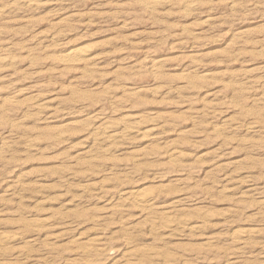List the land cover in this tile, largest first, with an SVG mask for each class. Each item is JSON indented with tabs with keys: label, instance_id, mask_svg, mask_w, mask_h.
I'll return each mask as SVG.
<instances>
[{
	"label": "rangeland",
	"instance_id": "rangeland-1",
	"mask_svg": "<svg viewBox=\"0 0 264 264\" xmlns=\"http://www.w3.org/2000/svg\"><path fill=\"white\" fill-rule=\"evenodd\" d=\"M0 58V264H264V0H0Z\"/></svg>",
	"mask_w": 264,
	"mask_h": 264
},
{
	"label": "bare ground",
	"instance_id": "bare-ground-1",
	"mask_svg": "<svg viewBox=\"0 0 264 264\" xmlns=\"http://www.w3.org/2000/svg\"><path fill=\"white\" fill-rule=\"evenodd\" d=\"M33 2H36V0H30V3L33 4ZM29 4V3H28ZM86 51V50H85ZM84 52L81 51V49H74L72 51H70L66 56H65V59H64V62L67 63V64H72V65H81V64H84L85 66H90L91 65V62L89 61V59H85L83 56ZM64 58V57H63ZM91 59V58H90ZM1 61H4V59L0 58V62ZM93 63V62H92ZM98 63V62H97ZM133 124H126L125 126H123L122 128H114L112 126H108L107 124H101L98 128L96 127L95 129H97L98 131V136L101 137V139L103 140H111V139H118V138H123V136L126 134V133H129V132H132L135 127L132 126ZM146 125V124H144ZM138 126V125H137ZM138 128V127H137ZM143 128V127H142ZM133 129V130H132ZM132 130V131H131ZM152 131H155L154 129H150L148 130V133H151ZM94 133V132H93ZM96 138V137H95ZM91 150V149H90ZM91 152V151H90ZM174 155V154H173ZM176 160V159H175ZM178 161V160H177ZM95 189V188H94ZM244 192V191H243ZM125 197V201L127 203V205H133V206H136L140 209H142L144 212H147L146 214V217H148L149 221L152 223V225H155V221H153L151 218V213H149L151 211V208H153L154 206V198L148 196V195H145V194H142V193H131V194H126L124 195ZM113 198V197H112ZM179 200V199H178ZM181 201V200H180ZM179 201V202H180ZM119 203V202H118ZM125 206V205H124ZM128 207V206H127ZM131 207V206H130ZM120 208V207H119ZM163 220H167L166 221V227L167 229L166 230H169V232H173L174 228H181L183 229L182 227H191V222L189 220H183V219H176V218H173V217H162ZM199 219V218H198ZM192 221V220H191ZM49 223V222H48ZM122 223V222H121ZM139 223V222H138ZM199 223L202 224V222H196L195 225L193 226V228L195 229H198L200 228L202 225H200ZM125 225V224H124ZM165 226V225H164ZM152 227V226H151ZM186 227V228H187ZM50 228V227H49ZM127 228V227H126ZM185 229V228H184ZM157 230V229H156ZM178 231V230H177ZM165 232V231H164ZM258 234V231L256 229H253V228H246V229H243V230H239L236 234L234 232V235H235V240L237 243L240 244L241 246V249H244L250 242L251 239H253L255 236H257ZM7 237L5 235H0V250L2 248V245H4V243L7 241ZM15 240V239H14ZM107 240V239H105ZM128 240V239H127ZM11 241V240H10ZM77 241V240H76ZM235 242V243H236ZM8 243V242H7ZM6 243V244H7ZM36 243V242H35ZM90 247L89 249H87L88 252H93V253H96V252H100L101 250H103V246H104V238L103 237H100L99 236H95L93 237L92 239H90ZM52 244V243H51ZM34 245V244H33ZM5 246V245H4ZM3 246V247H4ZM48 246V245H47ZM53 246V245H52ZM54 248V247H53ZM82 248V247H81ZM130 248V247H129ZM160 249V248H159ZM240 249V250H241ZM141 250H138V249H129L128 251L125 252V254H123V258L122 259H125L127 262L135 257H138L139 255L142 254V252H140ZM46 252V251H45ZM148 252V251H147ZM23 254V253H22ZM21 254V255H22ZM145 254V253H143ZM152 254V253H151ZM159 254V252H158ZM167 255V254H166ZM170 255V254H169ZM147 257L146 258H149L148 260L149 261H159V262H165L164 264H172L174 263L175 260H166L164 259H161L162 257H158L159 255L156 254H152V255H149L147 253L146 255ZM141 257V256H140ZM52 259V258H51ZM47 260V259H46ZM117 260V259H116ZM124 260V261H125ZM144 260V259H143ZM23 262V261H22ZM21 262V263H22ZM139 262V261H138ZM162 262V264H163ZM38 263V262H37ZM123 263V262H121ZM120 264V263H119ZM128 264V263H127ZM129 264H130V261H129ZM140 264V263H139Z\"/></svg>",
	"mask_w": 264,
	"mask_h": 264
}]
</instances>
